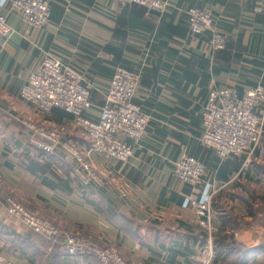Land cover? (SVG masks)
<instances>
[{"label":"crops","instance_id":"0c3cea01","mask_svg":"<svg viewBox=\"0 0 264 264\" xmlns=\"http://www.w3.org/2000/svg\"><path fill=\"white\" fill-rule=\"evenodd\" d=\"M47 1L49 19L41 28L7 13L11 33L0 54V262L100 264L92 257L65 256L57 239L27 229L8 209L6 199L12 197L62 229L114 244L131 264H189L208 241L215 254L221 249L215 264H264V220L251 224L260 200L235 191L264 184L258 162H264V132L246 167L235 166L239 157L219 160L201 141L211 90L242 96L264 85V0H167L161 15L119 0ZM191 6L210 10L213 28L225 36L223 49L210 44L211 30L189 31L185 11ZM46 54L90 84L91 106L82 114L91 119L98 118L117 68L139 74L134 101L149 120L138 140L123 137L132 146L127 161L91 150L87 133L62 108L41 111L20 98L21 86ZM257 113L264 116V100ZM37 127L61 131L100 179L82 183L74 158L61 145L40 149ZM39 151L50 156L46 168L40 158L36 173L20 163L23 153ZM187 156L205 165L198 186L172 173L173 163ZM206 187L214 191L216 232L210 234L186 204ZM215 233L231 236L223 240Z\"/></svg>","mask_w":264,"mask_h":264},{"label":"built area","instance_id":"2783aa9c","mask_svg":"<svg viewBox=\"0 0 264 264\" xmlns=\"http://www.w3.org/2000/svg\"><path fill=\"white\" fill-rule=\"evenodd\" d=\"M119 1L139 4L145 8L146 14L161 15L168 10L167 0ZM0 8L6 9V13L0 11V54L11 33L7 13H17L23 22L35 28L44 27L49 19L47 0H0ZM185 12L191 33L200 34L211 30L212 47H225V36L213 28L210 10L191 6ZM139 80L138 73L117 68L108 82L98 118L91 119L82 114L83 108L91 106L90 84L82 83L76 72L55 56L46 54L38 69L31 73L27 82L21 86L19 96L41 111L59 107L72 114L74 123L87 133L91 150L106 158L126 161L132 156V146L125 142L123 137L138 140L149 120L148 115L134 102ZM263 100L264 86L261 84L248 88L242 96L232 94L227 88L211 90L201 115V141L211 147L220 159L244 154L245 160H248L264 132V116L257 113V108ZM35 131L41 139L38 144L40 149L50 151L54 145H61L74 158V174L82 183L87 184L98 179L90 162L59 132L45 127H37ZM205 172V165L192 156L182 157L173 163L174 177L191 186L201 184ZM213 192L206 187L200 198L188 199L186 202L197 210L200 224L207 227L208 233L216 230V227L210 224ZM6 202L11 214L27 229L50 239H59L61 254L68 257H92L102 264H120L118 261L121 259L114 248L109 250L97 240L86 239L61 229L42 217L37 210L23 207L12 197H8ZM206 247H209L210 252L204 260L210 261L214 254L211 241H208L204 248ZM202 254L205 257V254ZM0 264L14 263L2 260Z\"/></svg>","mask_w":264,"mask_h":264},{"label":"rangeland","instance_id":"374dc122","mask_svg":"<svg viewBox=\"0 0 264 264\" xmlns=\"http://www.w3.org/2000/svg\"><path fill=\"white\" fill-rule=\"evenodd\" d=\"M55 130V129H54ZM56 131L57 132H61V131H59V130H57L56 129ZM61 134V133H60ZM62 135V134H61ZM262 137V136H261ZM264 138V137H263ZM261 140V139H260ZM262 142H263V139H262ZM259 143H260V141H259ZM258 143V144H259ZM258 144H257V146H258ZM256 146V147H257ZM127 161V160H126ZM251 161H252V154L250 155V157H249V159L248 160H245L244 159V163H243V167H246V166H248V164L249 163H251ZM123 162H125V161H123ZM261 165H264V162H261L260 160L258 161ZM94 170H95V172H96V176H97V178L98 179H100L99 178V176H98V173H97V171H96V169L94 168ZM205 175H206V172H205ZM205 177V176H204ZM179 180V179H178ZM203 181H204V178H203ZM202 181V182H203ZM202 182H201V184H202ZM200 185V184H199ZM245 189H247V191H244ZM236 191V193L237 194H239L240 196H242V197H245L246 196V194H247V196L249 195L250 196V194L251 195H253V194H261V193H263L264 192V184H262L261 186H253V187H251V186H245V188H243V186L241 187V189L240 188H238V189H236L235 190ZM15 200V199H14ZM16 201V200H15ZM16 202H18V201H16ZM19 204H21L20 202H18ZM22 205V204H21ZM23 206V205H22ZM24 207V206H23ZM26 208V207H25ZM193 208V207H192ZM29 209V208H28ZM211 209H212V212H213V208H212V206H211ZM33 210H36V209H33ZM193 210L195 211V214H196V216H197V222H198V224L199 225H201L200 224V217H199V214L197 213V210L195 209V208H193ZM38 211V210H37ZM226 211H229V209H227ZM39 212V211H38ZM40 213V212H39ZM253 213H254V217H255V220L253 221V222H251V224H254V225H256L257 223H259L260 221H262V220H264V205H262L260 202L259 203H256L255 204V207H253ZM41 214V213H40ZM42 216V215H41ZM42 217H44V216H42ZM212 217H213V214H212ZM45 219H47V220H50V219H48V218H46V217H44ZM51 221V220H50ZM52 222V221H51ZM53 223V222H52ZM54 224V223H53ZM211 224V226L212 227H216V224L215 223H210ZM54 225H56V224H54ZM57 226V225H56ZM210 226V227H211ZM57 227H59V226H57ZM205 227V226H204ZM257 227V226H256ZM60 228V227H59ZM207 228V227H206ZM62 229V228H61ZM65 230V229H64ZM68 231V230H67ZM213 230H211V232H212ZM70 233H75L76 235H80V236H82V237H85L86 239H94V240H97V241H99L103 246H107V247H104V248H107V249H109V250H111L112 248H114L115 249V251H116V254H117V256H119V258L121 259V261H118L120 264H131L130 262H128V261H124V258H123V256H122V254H121V252H120V250L114 245V244H111V243H105V242H103L100 238H98V237H95V236H92V235H85V234H80V233H78V232H71V231H69ZM210 234V233H209ZM210 237H212L211 235H210ZM210 239V238H209ZM205 245H208V242L205 244ZM205 245L204 246H200L199 247V249L197 250V254L195 255V262H197L198 264H211L212 263V261H213V259H214V254H215V252H214V254H213V257H212V259H210V261H207V260H204V259H206V254H208L209 252H210V249H209V247H206V248H204L205 247ZM202 253H204L205 254V257L203 256V254ZM204 257V258H203ZM204 260V261H203ZM112 261V260H111ZM100 264H102L100 261H98ZM112 264H117V263H112Z\"/></svg>","mask_w":264,"mask_h":264},{"label":"trees","instance_id":"16d2710c","mask_svg":"<svg viewBox=\"0 0 264 264\" xmlns=\"http://www.w3.org/2000/svg\"><path fill=\"white\" fill-rule=\"evenodd\" d=\"M136 4V3H135ZM144 8V7H143ZM145 9V8H144ZM207 31V30H206ZM211 35H212V32H211ZM257 84H261V85H263L261 82H259V83H257ZM257 84H255V85H257ZM255 85H253V86H255ZM252 86V87H253ZM264 86V85H263ZM135 102V101H134ZM136 103V102H135ZM137 104V103H136ZM255 150V149H254ZM40 152V153H39ZM38 153H34V152H26V153H23V156H22V159L20 160V163L21 164H23V166L26 168V169H29V170H31L32 172L34 171L35 173L36 172H38L39 170H42V168H41V166H39V158L42 160V166L44 167V168H46L47 167V165H48V163H49V161H50V156L49 155H45L44 153L45 152H41V151H39ZM217 156V155H216ZM234 157H239V162L237 163V164H235V166H239V165H241V164H243L244 163V159H245V155L244 154H241V155H235V156H230V157H228V158H226V159H229V158H234ZM217 158L219 159V160H225V159H220L218 156H217ZM202 162V161H201ZM203 163V162H202ZM261 167V166H260ZM261 169V172H264V168H260ZM256 195V196H255ZM253 194V196H252V198H254V197H256L257 199H259L260 200V203L262 204V205H264V192L263 193H259V194ZM249 204V203H248ZM212 206V205H211ZM213 208V207H212ZM200 226V225H199ZM214 232H216V231H214ZM215 236L216 237H219L220 239L222 238L223 240H225L227 237H230L231 235H229V234H223V235H220V234H217V233H215ZM56 241H58V243L61 245V243H60V240L59 239H57ZM203 243L201 242L200 243V246L202 245ZM221 251V249H219L217 252H216V254H215V256H217V255H219V252ZM214 252H215V250H214ZM215 262L216 261H212V263L211 264H215ZM189 264H198L197 262H195V261H190L189 262ZM235 264H237V262L235 263ZM239 264H241V263H239ZM256 264H261V263H256Z\"/></svg>","mask_w":264,"mask_h":264}]
</instances>
